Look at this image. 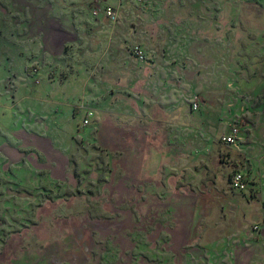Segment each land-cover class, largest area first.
I'll return each instance as SVG.
<instances>
[{"label": "rangeland", "instance_id": "obj_1", "mask_svg": "<svg viewBox=\"0 0 264 264\" xmlns=\"http://www.w3.org/2000/svg\"><path fill=\"white\" fill-rule=\"evenodd\" d=\"M263 92L264 0H0V264H264Z\"/></svg>", "mask_w": 264, "mask_h": 264}, {"label": "crops", "instance_id": "obj_2", "mask_svg": "<svg viewBox=\"0 0 264 264\" xmlns=\"http://www.w3.org/2000/svg\"><path fill=\"white\" fill-rule=\"evenodd\" d=\"M186 54H188V55H191V52H190V50H188V53H186ZM179 70L181 71V73H184V71L179 67ZM12 80L14 81V82H16V84H19V81H18V79H16V78H12ZM22 82H23V80H22ZM257 89V88H256ZM68 96L70 97V99H71V95L70 94H68ZM39 98V97H38ZM49 98L52 100L51 101V103L49 104V106H48V109H49V111H51V112H59L60 113V111L61 110H63L64 109V107H67V100H70V99H68V98H66V96H65V94L63 93V92H61V91H56L55 93H53V95H52V97L51 96H49ZM255 99H257V96L255 95L254 97H251L250 98V100H252V101H254ZM199 105H198V108L201 106V104H202V100H199ZM256 106H255V110H256V112L259 114V116L257 117V123H256V127H253V129L252 130H255V131H253V134L252 135H254V133H256V138L257 137H262L263 135H264V127H263V123L264 122H262V124H260V125H258V123H259V120H260V118H261V120L263 121V115H264V92H263V94H260L259 96H258V99L256 100V104H255ZM197 108V109H198ZM88 112V111H87ZM261 115V116H260ZM90 123H91V121H90ZM89 123V124H90ZM88 124V125H89ZM234 126H237V125H233V126H230V128L228 129V131L227 132H225V133H223L222 135H221V137L223 136V135H228V134H230V132H231V129H232V127H234ZM262 130V131H261ZM41 133V132H40ZM248 134V133H247ZM36 135V137H35V139H36V144H37V148H35V146L33 147V144H32V147L31 146H25V145H23V144H20V141H17V143H19L20 145L18 146V145H13V147H11L10 146V148H11V150H13V151H15V153H16V156H17V159H15L14 158V156H12V155H9V158H10V160L9 159H6V158H4L3 157V160L4 161H2L3 163H6V164H13V163H16V162H20L21 163V161H22V158L20 159L19 158V156H20V152H19V150H18V148H24V147H30V148H32V149H37V150H39V151H41V146H39V140H38V135L37 134H35ZM246 136V135H245ZM220 137V138H221ZM241 139H243V129L242 128H240L239 127V133H238V135H237V137H236V141L234 142V143H232V144H228V143H225V142H222L221 140V143L222 144H224V145H227V146H232V145H234V144H236L239 140H241ZM6 148V149H10V148H8L6 145H4L3 146V148ZM32 149H29V150H32ZM26 151H28V150H26ZM33 153V152H32ZM22 156H24V154H21ZM20 159V160H19ZM32 159V158H31ZM19 160V161H18ZM28 160V159H27ZM24 163H25V161H23ZM2 163V164H3ZM243 173V172H242ZM244 174V173H243ZM245 176V175H244ZM245 178H246V181H248L247 179V177L245 176ZM246 191V190H245Z\"/></svg>", "mask_w": 264, "mask_h": 264}, {"label": "built area", "instance_id": "obj_3", "mask_svg": "<svg viewBox=\"0 0 264 264\" xmlns=\"http://www.w3.org/2000/svg\"><path fill=\"white\" fill-rule=\"evenodd\" d=\"M108 14H112V9L108 8L107 9ZM135 52L138 55L139 58H143V52L139 47L135 48ZM198 104H199V99H195L194 100V108H198ZM93 113L92 111H88L87 112V116L84 119V125H88L90 123V117H92ZM239 133V127L238 126H234L231 129L230 134L228 135H223L221 137L222 141L228 144H232L236 141V137ZM247 181L246 178L244 176V174L240 171L233 173L232 178H231V187L235 190L238 191H244L247 188Z\"/></svg>", "mask_w": 264, "mask_h": 264}]
</instances>
